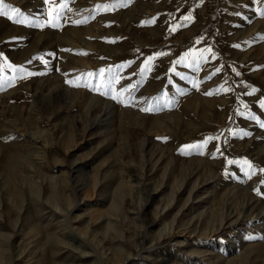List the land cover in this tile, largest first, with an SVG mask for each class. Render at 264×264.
Returning <instances> with one entry per match:
<instances>
[{
  "label": "rangeland",
  "instance_id": "374dc122",
  "mask_svg": "<svg viewBox=\"0 0 264 264\" xmlns=\"http://www.w3.org/2000/svg\"><path fill=\"white\" fill-rule=\"evenodd\" d=\"M3 2L0 264H264V0Z\"/></svg>",
  "mask_w": 264,
  "mask_h": 264
},
{
  "label": "snow or ice",
  "instance_id": "6c2138e0",
  "mask_svg": "<svg viewBox=\"0 0 264 264\" xmlns=\"http://www.w3.org/2000/svg\"><path fill=\"white\" fill-rule=\"evenodd\" d=\"M44 2L45 3H49V0H44ZM105 7H107V6H105ZM5 8H9L10 9V11H11V13L13 14V15H19L20 13H19V10L18 9H15V8H10V6L9 5H6V4H4V2H3V0H0V15H8V12H5L3 9H5ZM62 10V9H61ZM59 15V12L57 13V16ZM9 18H11V17H9ZM185 19L187 20V19H189L188 17H185ZM17 23H24V20H17L16 21ZM75 23H80L79 21H75ZM53 26H55V25H53ZM238 46V45H237ZM149 59H152V57H150ZM181 61H177L176 63H180ZM100 71V73L102 74V73H104V71H105V69H100L99 70ZM217 71H219V69H217ZM29 75H31V73H29ZM89 76H91V75H93V73H89L88 74ZM70 83H71V81H70ZM113 99H116V97L114 96V97H112ZM145 111H148L149 109H144ZM207 143V141H205V144ZM198 147H201L200 145H185L184 146V148L185 149H192V148H198ZM245 163L247 164L248 162L247 161H245ZM249 167H251V165H249Z\"/></svg>",
  "mask_w": 264,
  "mask_h": 264
}]
</instances>
